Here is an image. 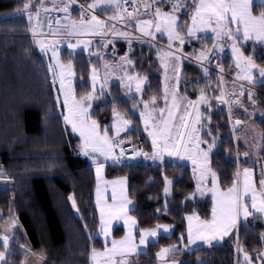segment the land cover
<instances>
[{"label": "trees", "instance_id": "trees-1", "mask_svg": "<svg viewBox=\"0 0 264 264\" xmlns=\"http://www.w3.org/2000/svg\"><path fill=\"white\" fill-rule=\"evenodd\" d=\"M28 0H0V163L5 168L13 189L0 190V230L4 233L7 220L15 218L21 230L9 228L11 240L7 249V264H90L91 250H101L102 243L95 238L99 228V215L94 203L95 177L90 164L78 154L79 138L65 124L56 106L52 77L45 57L33 43L28 20L22 15L23 4ZM39 0H33L32 9ZM162 8L168 9L166 6ZM170 10V9H168ZM259 12V8L256 9ZM101 13L109 11L101 10ZM75 15V14H74ZM76 17V16H75ZM188 21L181 16L179 23ZM165 46V41H156ZM210 39L187 41L183 55L191 57L192 48ZM242 51L254 55L256 63L264 67V46L243 42ZM114 55L127 53L131 61L130 72L144 77L147 84L141 98L124 99L119 86H111L108 92L92 104L91 118L101 129L111 124L113 106L132 127L140 128L139 118L133 108L141 109L142 102L159 99L162 95L159 45L131 41L116 42ZM190 54V55H189ZM65 63L71 60L75 76L74 90L77 98L90 91L88 76L90 66L98 61L84 53L68 55L62 52ZM182 75L178 94L194 101L203 92L209 103L201 107V138L211 141L216 137L217 147L209 154V166L216 173L220 189L227 190L235 176L237 157L245 147L235 139L232 121L245 125L241 111H230L216 97L221 95V85L231 82L234 68L230 55H221L205 75L194 63L182 59ZM223 69L221 71L220 69ZM219 73L225 75L221 81ZM238 94L237 86L232 87ZM252 98L258 115L254 122L259 133H264V86L254 87ZM246 95V94H245ZM243 95V96H245ZM247 102H243L245 105ZM210 120V123H209ZM209 128L212 130L208 134ZM239 131V130H238ZM108 132L109 129H108ZM144 149L151 154V147L139 131ZM133 131L125 139L130 140ZM204 147H208L205 143ZM258 164L264 170V148L258 154ZM256 169V166L253 164ZM257 171V170H256ZM127 180L128 198L134 202L129 215L136 220L138 229H153L157 224L173 228L169 237H159L147 246L146 252L136 256L142 264H157L156 254L161 248L180 244L181 235L186 242L185 217L196 213L202 220L211 219L212 200L209 196L194 197L195 183L191 168L168 161L146 165L105 167V178ZM165 179L172 181L171 194L164 196ZM72 196L76 208L72 209L68 197ZM192 197V198H190ZM167 208V212L165 209ZM264 220L250 217L247 225L239 228L220 245L201 248L190 253L176 254L182 264H237L239 245L251 257H257L264 249ZM124 229L118 227L113 239L121 238ZM138 237V233L135 234ZM23 246V247H22ZM0 251L5 249L0 245Z\"/></svg>", "mask_w": 264, "mask_h": 264}, {"label": "snow or ice", "instance_id": "snow-or-ice-1", "mask_svg": "<svg viewBox=\"0 0 264 264\" xmlns=\"http://www.w3.org/2000/svg\"><path fill=\"white\" fill-rule=\"evenodd\" d=\"M77 4V0H52L51 5L47 6L45 0H39L36 5L35 13H33V0H28L23 4L22 15H26L29 22V31L31 32L34 42L39 47L41 53L45 56L48 52L52 53V60L49 63L48 70L52 75L53 90L56 91V84L59 83V90L56 94V106H60V97H63V121L65 131L71 128L74 135L79 136V154L91 160L96 171V210L100 214V230L105 238V247L101 252L93 249L90 253L91 264H131L129 257L139 255V249L135 243L132 229L136 226V220L128 215L129 205L132 201L128 198L127 180L124 178L105 181L103 180V172L105 163L109 160L115 164H121L125 156V149L120 148L124 143L123 139H118L121 132L129 130L132 120L122 116L113 106L114 123L112 125V135H109L108 129L101 134L99 125L91 118L90 109L92 102L99 97L96 92L97 83L100 84V95H103L105 89V81L100 80L98 72L93 69L92 91L86 95L77 98L75 90L72 87L71 77L74 75L72 71V63L69 60L67 65L61 63L59 59V51L57 45L62 41L68 40V47L75 49L83 44L84 50L88 51L91 44L90 41L77 40L76 44L71 42V37H80L85 35L105 37L109 32L114 36H120L131 43L132 39L140 40L142 37H150L156 39L155 33H162L167 36L168 48L172 49L174 44L178 43L183 46L186 41L197 39H211L213 43L212 49L203 48L199 50V55L194 58L198 61H208L211 63V55L215 52H223V42L225 40L231 42L232 58L235 67L239 70L235 79L247 82L249 85H256L254 70H258L261 78L260 84L264 86V67L256 63L254 55H245L242 51L243 45L241 41H253L254 45H264V0H131V10L128 7V0H92L91 3L80 5L82 9L78 21L72 19L73 6ZM167 5L170 10L162 11V7ZM141 8L143 11H141ZM259 8V12L256 9ZM111 10L114 15L109 19L115 21L108 24L100 20L97 16V10ZM155 9V12L152 10ZM41 10L45 14L53 11L63 13V18L55 21V26L48 17V33L43 31L41 25ZM181 16H185L190 23L182 26L179 23ZM141 17H147L141 19ZM132 21H135L134 30L140 33V36L133 37L129 31H121L116 28V24H124L127 28H132ZM154 29V31H153ZM211 33V37L207 34ZM50 34L53 39L42 40L37 39L38 36ZM203 34V35H199ZM111 43V41H107ZM176 51H180L179 48ZM195 51V50H194ZM71 56V53H69ZM172 52H164L161 58V66L165 69L166 80L169 68V57ZM101 58H103L101 56ZM181 56H174V71L177 80L179 79V62ZM131 63L130 60H126ZM205 75H209L207 67H204ZM223 71V69H220ZM107 71V67H106ZM129 81L128 90H132L135 83L137 93L141 92V86L144 83V77L129 76L125 73V77L121 78ZM223 81V76H221ZM221 95L216 97L219 101L223 99L225 93L222 85ZM172 95L173 102L171 107L167 108L168 117H164L165 109H160V115L154 116L156 108H150L147 102L144 103V110L140 113L141 122L144 124V130L151 138L152 152H143L133 149L128 160H135L138 156H143L145 160H160L163 163L165 155L169 157H178L180 160H190L194 165L193 177L197 180V191L204 195L211 192L212 206L211 219L202 220L195 212L186 216L187 220V243L184 250H191L193 245L214 247V242L223 241L229 236L233 230L239 231V228L247 225L249 217L254 219L264 218V178L259 181V190H257L253 179V171L248 167L241 169L239 158L237 157V168L235 176L231 182V187L227 191H221L218 187V179L216 173L209 167V154L216 145V137H212L211 141L201 138V133L197 125L203 127L201 121L200 105L207 103L205 94L201 92L196 101H187L188 106L195 112V118L188 120L192 115L186 108L187 116L181 117V122L176 125L172 122L173 109L178 105L176 103V93L173 90L169 92L166 85L164 89L165 104H168V96ZM235 96V90L233 93ZM244 95V85H239V96ZM248 97L252 99L251 91ZM151 103L157 104L155 97ZM224 103H228L224 100ZM230 117H231V109ZM254 115V113H253ZM264 118V113H261ZM160 121V123H157ZM210 123V120H209ZM242 123L236 120L234 129ZM212 130L209 128L208 134L211 135ZM207 144V149L201 147ZM254 149L264 148V133H261L256 142L252 145ZM120 148L119 154L116 149ZM245 157L249 155L244 153ZM103 158L101 160L100 158ZM128 167L130 165H124ZM211 176V188L207 186L208 177ZM0 179L7 180V176L0 169ZM172 181L165 179V196L168 195L169 186ZM102 185L104 186L102 188ZM111 187L112 203L109 204L104 193ZM192 198V197H190ZM68 199L72 201V206L76 208V202L72 196ZM250 200V206H249ZM167 212V208L165 209ZM123 221L125 235L122 239H112L111 247L107 246L108 237L111 234L113 221ZM16 221L13 219L9 225L5 227L7 232ZM170 225L157 224L153 229H144L140 231V245L149 243V238L155 239L158 236V230L163 229L165 233L169 232ZM3 241L5 251H0V262L7 264V249L9 247V239L7 235L0 236ZM264 240V233H262ZM177 244H184V235L182 233ZM23 247V246H22ZM180 249L177 245L161 248L157 253V258L163 260L169 255H175ZM237 253H243L244 264H253V257L247 254L244 248L239 245L236 249ZM256 259L259 264H264V251L258 253ZM165 264H168L166 261ZM171 264H182V262L171 261ZM199 264V262H198ZM237 264H240L239 259Z\"/></svg>", "mask_w": 264, "mask_h": 264}, {"label": "rangeland", "instance_id": "rangeland-1", "mask_svg": "<svg viewBox=\"0 0 264 264\" xmlns=\"http://www.w3.org/2000/svg\"><path fill=\"white\" fill-rule=\"evenodd\" d=\"M51 2H52V0H45V4L47 6H50L51 5ZM32 10H33V13H35V9H32ZM161 10L162 11H168V9H164V8H162ZM97 11H101V10L98 9ZM107 11H109V13H104V14L106 15V17H110V15H111L110 10H107ZM153 12H155V9H153ZM43 13L44 12L41 10V25H42L43 31L45 33H48V27L44 26V23H43ZM23 16L27 19V16L26 15H23ZM146 18L147 17H141V19H146ZM72 19L78 21L77 17H75V15H74V13H72ZM131 23H132V28H134L135 27V21H132ZM189 23H190V20H188L186 23L181 24V25L182 26H186ZM134 32L137 35H140V33L136 32L135 30H134ZM96 37H100V36L85 35V36L71 37L70 38L71 39V42L73 44H76L78 39L81 40V41H90L91 44L89 46V50L88 51H85L84 50L83 44L79 45L75 49H70L68 47V40L67 39L62 40L57 45V48H58V51H59V59H60L61 63L64 64V65H67L68 64V63H65L63 61V59H62L61 53L64 52V51L68 55H69V53H71V55L76 54V53H84L86 55V57H91L95 61H98V64L95 65V63H94L93 65L90 66V71H89V76H88V82L90 84V91L89 92L92 91V80H91L92 72H93V69H96L97 72H98L99 79L105 81V89H104L103 93H106V91L108 92V89L111 86H119L120 87V91H121V95H122V97L124 99H132V98L139 99V98H141V95L143 93V90H144V88H145V86L147 84L146 79L144 78V83L141 86V92L140 93H137L136 92V90H135V83H133V85H132V90L129 91L128 90L129 81L127 79H123V83H122L121 78L125 77V73H127L129 76H137V75H135V74H129L127 72L128 71L127 69L129 67L128 65L130 64V63H127L126 62V60H128V58L117 54L118 56L115 55L112 59H108V57L104 56L103 53H102L103 50H104V47L107 44L103 43V44H101V46H99L100 42L93 41V39L96 38ZM37 39L51 40V39H53V37L50 34H48V35H44V36H38ZM32 41H33L35 47L41 53L39 47L34 42V39ZM212 47H213V43L210 44V48H212ZM223 48H224V51L222 52V56L223 55H230L231 56V63L232 64L234 63L233 65H235V62H234V60L232 58V53H231V42L225 40L224 41ZM109 51L113 52V54H114L113 47H110L109 48ZM43 56L46 59L47 67H49V63L52 60V53H51V51L48 52V55L47 56H45V55H43ZM101 56L103 58H101ZM172 57L174 58V56H172ZM191 59H193V60L201 63V61L196 60L194 57H191ZM173 61H174V59H173ZM106 67H107V71H106ZM72 71H73V68H72ZM167 76L169 77V79L166 80V78H165L166 77V73H165V69L163 68L162 74H161L162 95H161V97L159 99H156L157 100V104L153 105L151 103L152 99L149 100V101H146V102L149 104V107L150 108H156L157 111L154 113V116H157L158 117L160 115L159 110L160 109H165L164 117L167 118L168 117L167 108L168 107H171L172 102H173V97H172L171 94L168 96V104L166 105L165 104V100H164V89H165V87L167 85L169 87V92L170 93L173 90H175V93H176V103H177L178 106L173 109L174 115H173V118H172V122L174 124H176V125H179L180 122H181V117L187 116V113H186L185 110H186V108L189 109V106H188L187 101L184 100L182 97H180L179 94H178L177 89H178V84H179L178 81H179V79L177 80V78H176V74H175V71H174V67L169 66L168 72H167ZM71 79L74 82L75 81V76L73 75L71 77ZM56 85L59 86V83L57 82ZM232 87H233V85L230 82L225 81V85H223V91H224L225 95H224L223 99L219 100V102H220V104L225 105V107L228 110L231 109L232 112H234V107H236L235 110H238V111H241L242 113H244L245 118H246L245 125L243 124V126L239 127L240 128V129H238L239 131L236 128L237 126L234 129V125H235V122L236 121H234V122L232 121L233 122L234 136H235V139L238 141V143L241 144L242 146H244L246 148L245 151L242 152V154L240 153V156L242 155L240 158L243 159L244 156H245L243 154L245 152H248L249 155L247 156V158H249L250 161H253L254 159L257 161L258 154L261 151V149L257 150V149H254L252 147V145L256 142V139L260 135V133H259V131H258L256 125H255V122H254L255 117L258 116L256 114V112H255V110L257 109L256 103L253 100V98L251 100L249 99L248 92L246 93V95L244 94L245 96H239V93L237 94L235 92V96L238 97V99H236L234 97V95H233L234 89ZM96 90H97L96 94L99 97L98 99H100V96L101 95H100V84L99 83H97V85H96ZM205 97H206L207 103H202L200 105V109H201L202 106L205 107L209 103V98L206 95H205ZM98 99H96L94 101H97ZM196 100H194V101H196ZM224 100H227L228 103H224ZM244 101L247 102V103H245V105H242V103ZM93 102H92V104H93ZM144 103L145 102H142L141 103L142 104V108L141 109H135V108H133V112L139 118L141 130L143 131V133L146 135V137L148 138V140L152 144L151 138L148 136L147 132H145V130H144V124L141 122V119H140V113H141V111L144 110ZM62 110L63 109H61V108L59 109L60 112H63ZM91 110H92V108L90 109V113H91ZM192 113H193L192 117H188L189 121L191 119H194L195 118V112L193 110H192ZM200 113H201V111H200ZM253 113H254V115H253ZM201 118H202V116H201ZM113 123H114V116H113V112H112V121H111V124L108 126V129L110 131L109 132V135L110 136L112 135V125H113ZM157 123H160V121H157ZM197 127H198V125H197ZM131 128H132V125H129V130L128 131H130ZM105 129H107V127L104 128V129H101L100 126H99V130H100L101 134L104 133V130ZM128 131L121 132L120 133V137H121V135H123L124 133H127ZM77 137L79 138V136H77ZM164 158H166V160L169 161V162H170V160H173V161L178 160V162L187 163L190 166H192V171H193L194 165L191 163L190 160H180L178 157H169L167 155H165ZM100 159L103 160L102 157ZM154 162L155 163H158V162H161V161L160 160H157V161H154ZM259 167H260V165H259ZM258 175H259L258 180L260 181L262 179V175L264 176V170L262 172V168L261 167H260V171H258ZM167 180L171 181L170 179H167ZM259 181L258 182L255 181L256 182L257 189L259 188ZM164 188H165V186H164ZM169 195H170V191L168 192V195L166 197H168ZM164 196H165V192H164ZM12 220H13V218H11L10 220H7L6 223L7 224H10V222ZM3 235H4V233H1V230H0V236H3ZM102 237H104V236H102ZM0 245L3 247V241L2 240H0ZM0 264H4V262H0Z\"/></svg>", "mask_w": 264, "mask_h": 264}, {"label": "crops", "instance_id": "crops-1", "mask_svg": "<svg viewBox=\"0 0 264 264\" xmlns=\"http://www.w3.org/2000/svg\"><path fill=\"white\" fill-rule=\"evenodd\" d=\"M132 29H134V28H132ZM154 31V30H153ZM155 35H156V38L157 39H155L156 41H162V40H164L165 41V46H166V48L168 47V39H167V36H165V35H163L162 33H155ZM199 35H203V34H199ZM209 37L212 35V34H210V33H208L207 34ZM198 40V39H197ZM211 40V39H210ZM192 41H196V40H192ZM187 42V41H186ZM185 42V43H186ZM250 42H253V41H250ZM212 43V42H211ZM211 43H202V44H200L199 45V47H197V48H192V53H191V57H195L196 55H199V50H201V49H203V48H207V49H212V48H210V44ZM254 43V42H253ZM174 46H177L179 49H180V51H179V54L180 55H183L184 53L182 52V49H183V46H181V45H179L178 43H176V44H174ZM223 46H224V42H223ZM261 46H264V45H261ZM195 50V51H194ZM170 50H168V49H161V51L159 52V54H158V60H159V64H160V68H161V74H162V70H163V67L161 66V56L163 55V53L164 52H169ZM170 52H172V51H170ZM173 53V52H172ZM221 53V55H222V52H220ZM180 55H178V54H175V53H173V56H180ZM211 56H212V54H210ZM121 56H124V57H127L128 58V55H127V53H125V54H122ZM169 59V61H170V64H169V66H171V67H174V61H173V57H169L168 58ZM128 60H129V58H128ZM182 59H181V61L179 62V72H180V75H179V81H178V83L180 84V77H181V75H182ZM208 61H203V62H201V63H203V64H206ZM234 64V63H233ZM232 64V65H233ZM129 67H128V73L129 74H132L131 72H130V66H131V63L128 65ZM233 68H234V73H233V75L231 76V84L232 85H236L237 86V83L238 82H242V83H245V84H247V82H244V81H239V80H236L235 79V77H236V74H237V72L239 71L236 67H235V65H233ZM255 72H256V75H255V80H256V85L255 86H253V85H250V86H252V87H256V86H258V85H260V80H261V78L259 77V75H258V70H254ZM52 77V76H51ZM74 83H75V81L73 82L72 81V87H73V89H74ZM179 84H178V89H179ZM247 85H249V84H247ZM56 87V91H54V94H55V99H56V94H57V91L59 90V86L58 85H56L55 86ZM178 89H177V91H178ZM106 93H107V91H106ZM103 94H105V93H103ZM161 107V106H160ZM63 109V97L61 96L60 97V106L58 107V109ZM63 111V110H62ZM188 111L189 112H192V109L189 107V109H188ZM59 113H60V115H61V117H62V120H63V116H62V112H60L59 111ZM192 115H193V113H192ZM192 115L190 116V117H192ZM189 120V119H188ZM236 121V120H235ZM234 122V121H233ZM241 126H243V124L241 123V125H239V126H237L236 128H237V130L238 129H240L239 127H241ZM198 128H199V130H200V132H201V126L200 125H198ZM69 129L71 130V128L69 127ZM139 131L143 134V136H144V139L147 141V143L150 145V147H151V152H152V144L150 143V141L148 140V138L146 137V135L143 133V131L141 130V127L139 128ZM129 133V131L127 132V133H124L123 135H121V137L119 138V139H123L124 140V138L126 137V135ZM77 136V135H76ZM125 141V140H124ZM201 147L202 148H204V149H207V146L206 147H204L203 146V144L201 145ZM78 154H79V151H78ZM242 154V153H241ZM244 155V154H243ZM79 156L81 157V158H83L84 160H86L87 162H88V164H90L91 165V167H92V169H93V172H94V177H95V190H94V203H95V207H96V184H97V179H96V171H95V166L92 164V162L87 158V157H84V156H82V155H80L79 154ZM242 156V155H241ZM240 156V153H239V157H241ZM244 159V160H243ZM242 159V161H243V164H242V166H241V169L243 168V167H248V168H250V169H252V171H253V179H254V181H259L258 180V178H259V175H258V171H260V167H259V164H258V162L254 159L253 161H250L249 160V158H247V157H245L244 156V158ZM163 161H167L166 160V158H164L163 157ZM169 162V161H168ZM170 162L171 163H174V164H181V165H187V166H189L190 168H191V171H192V166H190L189 164H187V163H184V162H178V160H175V161H173V160H170ZM111 163V160H109V161H107L106 163H105V167H106V165H108V164H110ZM158 163H160V162H158ZM253 164L256 166V169L253 167ZM257 170V171H256ZM192 177H193V171H192ZM122 178V177H121ZM121 178H116V179H112V180H117V179H121ZM262 178H264V176L262 175ZM125 179V178H124ZM218 179V178H217ZM103 180H105V181H112V180H107L106 178H105V168H104V172H103ZM193 180H194V183H195V193H194V197H196V198H198V199H203V198H205V197H207V196H209L210 198H211V192H207L206 194H204V195H201L198 191H197V180L193 177ZM14 181L12 180V179H7V180H3V181H0V190H9V189H13V187H14ZM207 186H208V188H211V176H209L208 177V180H207ZM255 184H256V182H255ZM164 186H165V184H164ZM104 186L102 185V188H103ZM171 187H172V184L169 186V191H170V194H171ZM218 187L220 188V186H219V182H218ZM221 191H227V190H222V189H220ZM257 190H259V188L257 189ZM104 195H105V198L107 199V202L109 203V204H111L112 203V199H111V196H112V192H111V187L109 186L108 187V190L104 193ZM170 196V195H169ZM168 196V197H169ZM166 197V196H165ZM167 198V197H166ZM211 200H212V198H211ZM68 201H69V204H70V206H71V208L72 209H74L73 208V206H72V201H70L69 199H68ZM134 206H135V204H134V202L132 201V204L131 205H129V208L131 209V210H133L134 209ZM249 206H250V200H249ZM130 210V211H131ZM129 211V212H130ZM98 212V211H97ZM98 215H99V228H98V231L96 232V234H95V238L96 239H98L101 243H102V245H103V247H102V249L101 250H96V251H98V252H101V251H103L104 250V247H105V238L104 237H102L103 235H102V233H101V230H100V214H99V212H98ZM128 215H129V213H128ZM130 216V215H129ZM250 218V217H249ZM13 219H15V218H13ZM263 220H264V218H262ZM16 220V219H15ZM185 224H186V242H185V244H180V246L178 247L180 250L179 251H177L176 253H175V255L176 254H178V253H180V254H184V253H190V252H193V251H195V250H197V249H201V248H208V247H206V246H203V245H200L199 247L197 246V245H193L192 247H191V250H184L185 249V245H186V243H187V220L185 221ZM118 227H121V228H123L124 229V225H123V221L121 220V221H113V225H112V230H111V234H110V236L108 237V240H107V246L108 247H111V240L113 239L112 238V233H113V231H114V229H116V228H118ZM11 229H13V230H21L20 229V227H19V224H18V222H17V220H16V223L12 226V228ZM9 230V229H8ZM140 231H142V230H140V229H138V227H137V224H136V226L132 229V232H133V236H134V238H135V243H136V245H137V247H138V249H139V252H140V254L139 255H142V254H144L145 252H146V249H147V246L149 245V244H151V243H155L156 241H157V239L159 238V237H169L171 234H172V231H173V228L172 227H170V230H169V232H167V233H165L164 231H163V229H159L158 230V236L155 238V239H153V238H149V243L147 244V246H145V245H140V243H139V240H140V236H139V233H140ZM8 232V231H7ZM5 230H4V235H6V233H7ZM136 233H138V237H136L135 236V234ZM233 233H235V230H233V232L229 235V236H227V237H225L224 238V240L223 241H218V242H214V246H217V245H220L221 243H223L226 239H228ZM8 234V233H7ZM124 235H125V229H124V234H123V236L121 237V238H118V239H122L123 237H124ZM8 236V235H7ZM9 239V238H8ZM117 239V240H118ZM11 242V240L9 239V243ZM92 251V250H91ZM263 251H264V249H263ZM160 252V251H159ZM91 253V252H90ZM136 256H138V255H132L131 257H129V259H130V261H131V264H142V262H140V261H137L135 258H136ZM172 256L173 255H169V256H167V257H165L163 260H161V259H158L157 258V254H156V260H157V264H165V262L167 261L168 262V264H171V261H179V259H177V260H174V259H172ZM254 259H253V264H259V260L258 259H256V257H253ZM239 261H240V264H244V262H243V253H239ZM90 264H91V260H90Z\"/></svg>", "mask_w": 264, "mask_h": 264}, {"label": "built area", "instance_id": "built-area-1", "mask_svg": "<svg viewBox=\"0 0 264 264\" xmlns=\"http://www.w3.org/2000/svg\"><path fill=\"white\" fill-rule=\"evenodd\" d=\"M91 2H92V0H77V4L73 6L72 13L75 14V16L77 17L78 20L80 18V12L82 10L80 8V5L84 4L86 6L87 3H91ZM137 2H139V0H137ZM165 6L168 8L167 5H165ZM128 7H129V10H131V0H128ZM141 11H143L142 8H141ZM110 13H111L110 17L114 15V12L111 11V10H110ZM63 15H64L63 13H59V12H55V11H53V12H51L49 14L43 13L44 26L48 27V17L51 18L53 26H55V21L57 19H61L62 20ZM97 16H98L99 19L105 21L108 24L115 23V21L109 19V17H106V15L104 13H101V11H97ZM116 28L121 30V31H129L130 34L133 37L140 36V35H137L134 32L133 29L125 27L124 24H116ZM31 37L33 38L32 35H31ZM109 40L111 41V43L107 42ZM93 41L100 42L99 46H101V44H103V43L107 44L104 47V50H103L102 53H103L104 56L108 57V59H112L115 55L113 54V52L109 51V48L110 47L114 48L116 42H122V41H128V40H126L125 38L120 37V36H114V35H112L109 32L105 37H103V38L102 37H96V38L93 39ZM131 41L141 42V43H149V44H153V45H159L162 48L168 49V50L172 51L173 53L180 55L179 51H176V49L178 48L177 46H174L172 49H169L168 47L166 48V46H163V45L157 43L156 40H152V38H150V37H142L140 40L132 39ZM180 56L182 57V59L190 61V62L194 63L195 65L201 67V63H199V62H197V61H195V60H193V59H191V58H189V57H187L185 55H180ZM219 59H221L220 52H215L211 56V63L210 64L207 63V64H203V65H204V67L208 68V71H213L214 70L213 67H214V65L216 64V62ZM219 76H220V78H221V76H223V78L225 77V75H223L222 73H219ZM241 83L242 82H238V91H239V85ZM243 85H244V94H246L249 91H251L252 93L255 92V88L254 87H252L250 85H247L245 83H243ZM132 131H133V135H132L133 137L130 140L124 141V143L120 145V148L125 149V156H124V158L122 160V163L121 164H115L113 161H111V164L113 166H115V167H125L124 165H130V166H132V165H146V164H150L151 163V159L145 160L143 156H138L135 160H132V161L128 160V156L131 155L133 149L141 150L143 152H146L145 149H144V145L142 143L141 136H140L139 132L136 129H132ZM120 148L116 149V153L117 154H119ZM0 169L3 170L4 174L9 179V176H8L5 168L3 167V165L1 163H0ZM3 180L4 179H0V181H3Z\"/></svg>", "mask_w": 264, "mask_h": 264}]
</instances>
